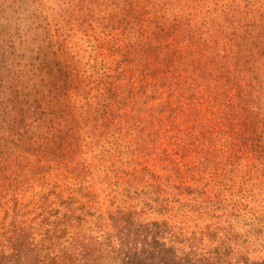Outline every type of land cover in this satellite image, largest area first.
I'll return each instance as SVG.
<instances>
[{"label": "rangeland", "instance_id": "obj_1", "mask_svg": "<svg viewBox=\"0 0 264 264\" xmlns=\"http://www.w3.org/2000/svg\"><path fill=\"white\" fill-rule=\"evenodd\" d=\"M133 1L0 0V264H56L84 245L108 264H264V154L239 105L245 81L210 94L183 71L178 105L153 90L166 67L134 53L197 56L181 37L147 47L157 20L230 0Z\"/></svg>", "mask_w": 264, "mask_h": 264}, {"label": "trees", "instance_id": "obj_2", "mask_svg": "<svg viewBox=\"0 0 264 264\" xmlns=\"http://www.w3.org/2000/svg\"><path fill=\"white\" fill-rule=\"evenodd\" d=\"M200 1L194 3L196 10L200 8ZM204 4L208 0H203ZM258 0H230L224 7L215 5L212 7L207 3L211 9H206L200 18L196 16L194 11H190L188 17L182 18L177 15H170L161 17L156 22V35L154 38H150L147 47L152 46L153 43L161 44V42L168 41L170 37L182 38L183 42L188 41L190 45L194 42V45H201L198 50H193L197 56L189 54L187 56L176 57L175 55L164 54V58H160L163 47H157L156 49L150 48V50L141 48L134 53H138L142 59V63L147 64L148 58H151L154 62L157 61L162 67H166L165 73L160 83L155 84L156 88L153 90L159 93L161 89L167 88L171 93L176 94L179 100L178 105L184 102L185 94L181 92V87L188 76L184 73H192L194 81L199 86L203 82H207V91L212 94L214 91H218L216 85H220L223 88L226 85L233 86L234 77H238V82L245 81V85H239V90L242 93V106L239 103L241 111L246 119L247 125L245 128L252 129V138H255L258 134V139H253L254 143H257V147L253 149L254 152L259 155L264 154V131H258L257 118H263L264 116V5L259 7ZM136 0L133 1V6L137 7ZM135 9V8H133ZM222 10L223 18L221 27H223V44L222 46L228 53L220 57V42L216 38L217 28H214L213 24L217 23L215 16ZM135 12V11H133ZM233 14V15H231ZM239 16L237 23L231 21L228 23V18ZM212 24V26H211ZM233 24L232 28L229 27ZM237 24V25H236ZM152 28V30H154ZM198 33L197 37L194 31ZM230 30V31H228ZM197 38H200L199 40ZM201 42V43H200ZM228 47V49H227ZM193 49V48H192ZM199 51V53H197ZM194 64H197L196 67ZM180 73H176V72ZM184 71L183 74H181ZM208 73V74H207ZM190 90L194 91L196 84L190 86ZM198 89L195 90L197 92ZM195 93L190 95V98ZM221 95V92H218ZM171 100L159 103L161 112L163 109H173ZM176 108V107H175ZM174 112V110H173ZM229 144V140H225L223 143V151L226 144ZM261 143L263 145H261ZM214 158V157H213ZM222 158L221 160H223ZM241 160V159H240ZM208 162L209 159H206ZM214 161L218 159L214 158ZM227 163L231 166L237 165L239 161L231 158H226ZM224 161V162H225ZM229 161H231L229 163ZM163 210V209H162ZM85 250L82 253L74 256L72 254H62L54 256L55 259H60L56 264H108V257L104 253H100L98 257H95L88 246L84 245ZM202 260H206L205 258Z\"/></svg>", "mask_w": 264, "mask_h": 264}]
</instances>
